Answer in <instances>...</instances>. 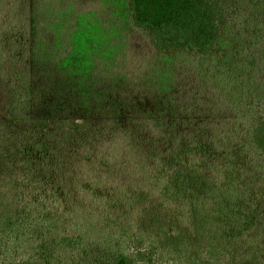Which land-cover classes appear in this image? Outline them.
<instances>
[{
	"label": "trees",
	"instance_id": "trees-1",
	"mask_svg": "<svg viewBox=\"0 0 264 264\" xmlns=\"http://www.w3.org/2000/svg\"><path fill=\"white\" fill-rule=\"evenodd\" d=\"M246 2L264 10V0L238 6ZM17 4L8 10L0 0V264L262 258L264 193L252 188L231 151L264 156V113L223 128H190L156 152L142 176L121 184L101 145L106 128L79 117L33 118L29 32ZM126 7L132 26L164 55L210 57L230 17L224 0H127ZM74 221L96 233H67Z\"/></svg>",
	"mask_w": 264,
	"mask_h": 264
},
{
	"label": "rangeland",
	"instance_id": "rangeland-1",
	"mask_svg": "<svg viewBox=\"0 0 264 264\" xmlns=\"http://www.w3.org/2000/svg\"><path fill=\"white\" fill-rule=\"evenodd\" d=\"M224 1L229 22L216 52L201 57L155 52L132 26L127 0H17L29 32L33 118L79 117L106 128L101 145L124 184L190 128H223L264 113V10ZM231 153L252 188L264 193V156L241 147ZM80 222L65 231L96 233ZM258 248L262 258L243 264H264V236Z\"/></svg>",
	"mask_w": 264,
	"mask_h": 264
}]
</instances>
